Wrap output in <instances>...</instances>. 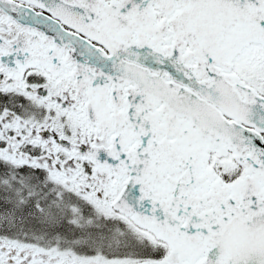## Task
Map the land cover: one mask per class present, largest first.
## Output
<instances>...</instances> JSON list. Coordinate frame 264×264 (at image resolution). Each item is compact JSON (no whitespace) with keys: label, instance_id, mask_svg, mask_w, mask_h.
<instances>
[{"label":"snow or ice","instance_id":"6c2138e0","mask_svg":"<svg viewBox=\"0 0 264 264\" xmlns=\"http://www.w3.org/2000/svg\"><path fill=\"white\" fill-rule=\"evenodd\" d=\"M0 264H264V0H0Z\"/></svg>","mask_w":264,"mask_h":264}]
</instances>
